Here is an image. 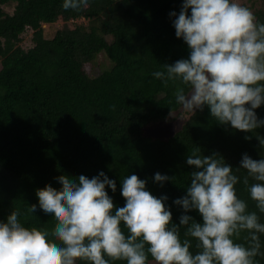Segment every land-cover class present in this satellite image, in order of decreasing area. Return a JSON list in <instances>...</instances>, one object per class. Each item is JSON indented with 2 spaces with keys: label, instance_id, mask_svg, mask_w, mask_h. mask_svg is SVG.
<instances>
[{
  "label": "trees",
  "instance_id": "trees-1",
  "mask_svg": "<svg viewBox=\"0 0 264 264\" xmlns=\"http://www.w3.org/2000/svg\"><path fill=\"white\" fill-rule=\"evenodd\" d=\"M63 2L0 0V220L19 209L25 226L50 230L55 220L40 210L36 190L47 184L59 189L60 175L91 178L103 171L116 181L114 193L106 190L117 207L125 203L122 179L136 174L153 195L168 197L179 224L183 209L174 201L186 194L196 170L187 164L193 151L219 154L241 177L246 171L236 169L243 154L264 158L256 138L264 127L245 133L220 125L207 106L194 115L184 112L175 85L153 77L189 55L170 15L179 13L182 0H87L67 11ZM258 2L251 10L264 23V0ZM58 22L48 34L43 24ZM28 31L26 47L21 42ZM255 112L264 119V105ZM168 123L171 135L148 133ZM157 172L174 179L161 185L154 181ZM236 188L256 210L243 184ZM32 204L34 213L28 211ZM187 214L202 221L197 210ZM260 241L264 253V234ZM255 259L264 264V255Z\"/></svg>",
  "mask_w": 264,
  "mask_h": 264
},
{
  "label": "clouds",
  "instance_id": "clouds-1",
  "mask_svg": "<svg viewBox=\"0 0 264 264\" xmlns=\"http://www.w3.org/2000/svg\"><path fill=\"white\" fill-rule=\"evenodd\" d=\"M86 3L64 0L62 7L78 10ZM170 15L189 55L164 64L153 77L175 85L184 112L194 115L207 106L220 125L245 133L264 127L255 112L264 105V23L240 0H182L179 13ZM256 138L264 148V136ZM187 164L196 170L186 194L174 201L183 209L179 224L168 197L153 195L136 174L121 181L122 207L106 190L114 193L116 181L103 171L91 178L60 175L59 189L47 184L36 190L40 210L55 220L53 228L25 226L19 209L0 220V264H150L149 256L151 264H258L255 258L264 255V158L243 154L236 169L246 171L243 177L217 153L204 156L197 149ZM170 179L154 176L161 185ZM239 183L256 210L238 196ZM36 210V204L28 209ZM192 210L202 221L187 214Z\"/></svg>",
  "mask_w": 264,
  "mask_h": 264
},
{
  "label": "rangeland",
  "instance_id": "rangeland-1",
  "mask_svg": "<svg viewBox=\"0 0 264 264\" xmlns=\"http://www.w3.org/2000/svg\"><path fill=\"white\" fill-rule=\"evenodd\" d=\"M258 1H260V0H255V1H253V0H240L241 3H243L245 6L249 7L250 9H251L252 5H254L255 3H257ZM77 22L85 23L86 22V19L80 18V19L77 20ZM58 25H59V22L56 23V24H54V25H51V27H48L47 25L43 24V26H45V29L47 31L48 30L50 31L48 34L52 33L58 27ZM30 34H31V32L28 31L24 35V39H22L23 41L21 42V45L26 46V47H29L30 46V41H29ZM107 39L110 40V37L107 36ZM173 128L174 127L172 126V123H168V124L160 125V127H154L152 129L148 130V133L150 135L154 136V135H159L161 133V131H162L164 133L169 132L170 133L169 135H171L174 132L173 131Z\"/></svg>",
  "mask_w": 264,
  "mask_h": 264
}]
</instances>
